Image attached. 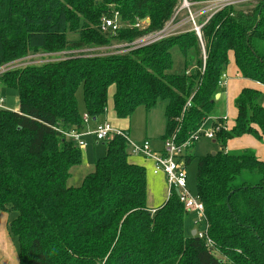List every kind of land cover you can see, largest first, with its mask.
Masks as SVG:
<instances>
[{"label":"trees","instance_id":"1","mask_svg":"<svg viewBox=\"0 0 264 264\" xmlns=\"http://www.w3.org/2000/svg\"><path fill=\"white\" fill-rule=\"evenodd\" d=\"M182 1L0 0V65L31 53L132 43L163 29ZM106 18L120 27L103 31ZM175 46L184 57L182 73L171 72ZM231 57L244 78L264 84V0L221 8L202 26L201 38L187 30L126 51L71 52L5 71L0 78L17 89L19 107L0 109V211L16 212L9 232L18 240L20 264H264V159L253 148L228 150L245 135L264 143L260 89L240 91L232 127L222 118L212 123L218 151L197 159L211 243L186 233L190 211L176 189L157 208L148 206L147 170L130 162L125 135L104 140L94 170L69 185L84 152L60 132L84 128L85 113L93 122L106 116L114 86L120 119L166 103L163 143L202 134ZM193 159L187 152V166Z\"/></svg>","mask_w":264,"mask_h":264},{"label":"rangeland","instance_id":"2","mask_svg":"<svg viewBox=\"0 0 264 264\" xmlns=\"http://www.w3.org/2000/svg\"><path fill=\"white\" fill-rule=\"evenodd\" d=\"M189 2V0H188ZM204 6L203 4H196L191 6V10L193 14L196 17L197 11L200 9V7ZM244 8H249L252 5H242ZM189 8L185 6V0H183L176 10L174 16L172 19L167 23L166 26L169 27V31L171 30L169 35L173 34H179L181 32H184L185 30L191 28L194 26L193 21L190 18L189 14ZM207 16V15H206ZM206 16L197 17V22L201 23L205 20ZM186 18V19H185ZM185 23H187L188 27H185ZM127 44H120V45H111V46H105V47H88L84 50H76V51H61L58 53H47V52H38V53H31L28 56H26L23 59L14 60L11 62H8L6 64L0 65V77L1 75L13 68L22 67L29 64H40L47 61H54L59 60L62 58H65L67 55L73 53H87L89 55H99V54H109L113 52L118 51H126L129 47H133V45ZM173 54V60H174V67L171 70L173 73H182L184 72V57L180 51V48L178 46L173 47L172 49ZM194 64V61H192ZM232 73L234 74V77L232 80L239 82L241 84L246 83L244 80H241L240 74L236 71L235 68H232ZM250 83V82H248ZM264 87H262L260 90L262 91V102L264 103ZM115 91L114 86H111L110 88V94H109V104H108V111L106 116H102L100 119L106 120L114 123L115 122V113H114V107H113V93ZM77 101L79 110L82 114L85 113L86 107H85V101H84V94H83V87L80 86L77 90ZM0 97H3L5 99V106L8 109L16 110L19 107V94L17 89L9 88L5 86L0 78ZM232 102H229L223 97L222 99H217L216 105L214 107V110L210 114L205 126L203 127V133L199 137V139L195 142L194 146L191 147L188 152L192 154L194 159L190 164L187 166V183L188 188L190 189L192 195L197 196V185H196V172H197V159L199 156L207 154V153H213L218 151L219 146L217 143L213 142V139L208 138L205 136V132L211 131V125H212V118L217 116H224L228 115L232 110ZM234 114V112L232 113ZM115 116V117H114ZM165 103L160 101L157 103L155 107H153L150 111H147L145 107L141 106L138 107L133 114L132 118L127 119L128 122L131 120V138L134 142L139 143V141L148 139V137L151 139L150 141L153 143V131L159 132L163 130V126L165 123ZM222 118L224 120L225 126L228 128L232 127V121L229 117H218L216 119ZM165 127V126H164ZM161 142V147H163V141L161 139H158ZM96 145H89L87 148L83 149L84 152V159L83 164L80 167H77L73 170V177L69 180V185H79L81 183L82 178L87 175L88 173L92 172L95 168V161L97 158L103 156L106 152V148L103 145V142L95 141ZM160 147V148H161ZM152 149L155 150L152 146ZM229 150V147H228ZM233 153H239L242 150L237 148H232L229 150ZM130 162H134L136 164H140L144 166L147 170V181H148V206L151 207H158L161 205V203L164 202V200L167 198V194L169 191V186L166 178L163 175H155L153 173L154 168V161L151 158L145 157L142 154H133L130 156ZM9 213V212H8ZM16 216V212H10V218H14ZM1 219V217H0ZM196 215L194 212L190 211L185 216V230L187 234L192 233L194 229L199 228L195 222ZM12 236V235H11ZM13 238V244L14 249L17 251V258L16 264H20L19 261V244L18 240L16 238Z\"/></svg>","mask_w":264,"mask_h":264},{"label":"built area","instance_id":"3","mask_svg":"<svg viewBox=\"0 0 264 264\" xmlns=\"http://www.w3.org/2000/svg\"><path fill=\"white\" fill-rule=\"evenodd\" d=\"M258 0H208V1H192L188 2L185 0V6L189 8L190 18L193 21V28L197 35L202 37V26L212 17L214 13L226 6H238L242 5H252ZM204 6L200 7L197 11L196 17L191 10L192 5L203 4ZM206 16L205 20L202 23L197 22V17ZM167 25V24H166ZM158 32L151 33L145 37L139 38L136 41L130 43L129 45L139 46L144 44L153 43L162 38L170 36L169 27L166 26ZM117 19H104L101 29L103 31H116L119 28ZM172 35V34H171ZM230 76L225 72L220 81V87L226 85L229 81ZM5 99L0 97V109H8L5 106ZM85 127L78 128L75 126L60 128V132L69 140L80 146L81 148H86L88 145L87 137L92 136L98 142H103L108 140L115 134L125 135L128 138L130 150L132 154H142L145 157L151 158L154 161L153 171L155 174H162L165 176L168 185L169 193L172 189L179 190V197L181 202L184 204L185 208L189 211H192L196 214V224L200 226V229H196V235L200 238L207 239L208 243H211L210 238L208 237V224L206 222L205 216V206L201 201L199 195H192L190 189L188 188V175H187V163L186 155L188 150L192 147L193 143L196 142L201 134H194L188 140L183 142H178L176 137L173 136L163 143V147L160 150H153L152 143L150 140L146 139L142 143L134 142L131 137L127 136L123 129L117 128L110 121L103 120L97 123L95 128H89L88 124L91 122V117L85 113L83 116ZM210 139H213L215 136L214 130L205 132L204 134Z\"/></svg>","mask_w":264,"mask_h":264},{"label":"crops","instance_id":"4","mask_svg":"<svg viewBox=\"0 0 264 264\" xmlns=\"http://www.w3.org/2000/svg\"><path fill=\"white\" fill-rule=\"evenodd\" d=\"M185 27L189 28L190 26H187V23H185ZM187 30H191V28H189ZM187 30H185V31H187ZM232 68L236 69L233 57H231V61L229 63V67H228V69L226 71V73L230 76V79L226 83V85H224V86H222L220 88V92H219L220 93L219 100L222 99L223 97H225V99L227 101L233 103V105L231 104L232 110H231V112L228 115L213 117L212 118V123L218 117H229L230 120L232 121V125H233L234 124V120H235L236 115H237V110H236V108L234 106V100L239 95L240 91L244 87H248V86L249 87L258 88V89H261L262 87H264V84H261L259 82H256V81H253V80H250V79H246L239 72L238 73L240 74L241 80H244L246 83L241 84L239 82H236V81L232 80V78L234 77V74L232 72L235 71V70H232ZM236 71H237V69H236ZM248 82H250V83H248ZM165 107H166V103H165ZM233 112H234V114H232ZM114 113H115V110H114ZM115 116H116L115 122L114 123L111 122V123L114 126H116L117 128H120V129H123V130H127L131 134V124H130L131 120H130V122H128L127 119H120V118L117 117L116 113H115ZM209 118H211V117H209ZM104 120H106V118H104ZM99 121H103V120L99 119L97 122L91 121L88 124V127L91 128V129L95 128ZM164 126H163V130L162 131H159V132L153 131V137H152L153 138V143L152 142L151 143H152V146H153V148L155 150H160L162 148L161 147V142L158 139L162 140V137L165 134V131H166V118H165ZM211 128H212V125H211ZM148 140H151V139L148 137ZM95 141H97V140L94 137L88 136L87 137V142H88L87 147L89 145H92V144L96 145ZM213 142H214V140H213ZM139 143H142V141H139ZM228 147H229V150H231L233 147L237 148V149H241V150L244 149V148H253V149L256 150L257 155L261 159H264V143L259 141V140H257L256 138L250 136V135H245L243 137H239V138H235V139L231 140L229 142ZM153 173H154V171H153ZM155 175H160V174H155ZM168 195H169V191H168L167 197H168ZM149 207H151V206H149ZM151 208H157V207H151ZM0 217H1V219H0V264H16V259L18 260L17 251L14 249L13 238H12L10 232H9V222L11 220L10 213L5 212V211H0Z\"/></svg>","mask_w":264,"mask_h":264},{"label":"water","instance_id":"5","mask_svg":"<svg viewBox=\"0 0 264 264\" xmlns=\"http://www.w3.org/2000/svg\"><path fill=\"white\" fill-rule=\"evenodd\" d=\"M141 22H142V23H144V22L149 23V22H150V19H149V18H145L144 20H141ZM219 97H220V93H217V95H216V99H219ZM95 120H96V119H95ZM214 142H215V140H214ZM177 193L179 194V190H177ZM192 234H193V235H196V229H194V230L192 231Z\"/></svg>","mask_w":264,"mask_h":264}]
</instances>
